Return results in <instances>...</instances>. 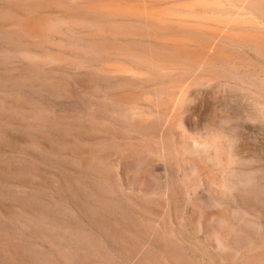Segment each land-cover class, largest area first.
I'll list each match as a JSON object with an SVG mask.
<instances>
[{
	"label": "rangeland",
	"instance_id": "obj_1",
	"mask_svg": "<svg viewBox=\"0 0 264 264\" xmlns=\"http://www.w3.org/2000/svg\"><path fill=\"white\" fill-rule=\"evenodd\" d=\"M252 1L0 0V264H264Z\"/></svg>",
	"mask_w": 264,
	"mask_h": 264
},
{
	"label": "bare ground",
	"instance_id": "obj_2",
	"mask_svg": "<svg viewBox=\"0 0 264 264\" xmlns=\"http://www.w3.org/2000/svg\"><path fill=\"white\" fill-rule=\"evenodd\" d=\"M251 1V0H250ZM252 2H254V0L252 1ZM249 5H247V7H248ZM249 8V7H248ZM253 8V7H252ZM158 25V24H157Z\"/></svg>",
	"mask_w": 264,
	"mask_h": 264
}]
</instances>
